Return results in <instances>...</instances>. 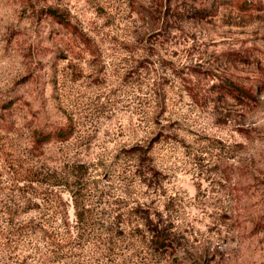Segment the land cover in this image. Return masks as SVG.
I'll use <instances>...</instances> for the list:
<instances>
[{
  "label": "rangeland",
  "instance_id": "obj_1",
  "mask_svg": "<svg viewBox=\"0 0 264 264\" xmlns=\"http://www.w3.org/2000/svg\"><path fill=\"white\" fill-rule=\"evenodd\" d=\"M0 264H264V0H0Z\"/></svg>",
  "mask_w": 264,
  "mask_h": 264
},
{
  "label": "trees",
  "instance_id": "obj_2",
  "mask_svg": "<svg viewBox=\"0 0 264 264\" xmlns=\"http://www.w3.org/2000/svg\"><path fill=\"white\" fill-rule=\"evenodd\" d=\"M205 8H199L198 11H202ZM49 13L56 18L59 19V21H63L64 19H61V16L59 15L58 11H56L53 8L49 9ZM210 14V13H207ZM212 14V13H211ZM226 85L230 87L233 91H237L242 93L248 98H253L254 95L252 91L249 88L244 87L243 85L232 81L231 79H228L226 82ZM73 133V125L70 121L65 123L64 125H60L58 127H55L53 129H50L48 131H44L42 129H36L33 134L34 138V143L37 147L41 148L43 145L51 142V141H66ZM67 157V155H62L59 159V166H54V171H52L51 167L48 168L46 171L43 170H38V171H33L34 176H40V181L44 182V184H48L51 186H59L62 184H67L69 185L70 182L68 179L72 176L70 173V170H73L74 165L78 167V169H84L85 162H81L82 160H78L75 157L72 156L71 158ZM51 169V170H50ZM78 175V174H77ZM78 177V176H77ZM82 179L78 177V181L80 182ZM164 241H162L163 244Z\"/></svg>",
  "mask_w": 264,
  "mask_h": 264
}]
</instances>
